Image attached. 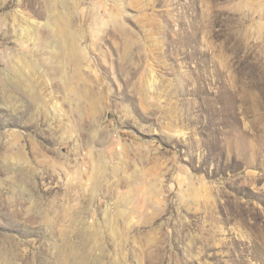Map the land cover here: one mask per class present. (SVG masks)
<instances>
[{"label":"rangeland","instance_id":"rangeland-1","mask_svg":"<svg viewBox=\"0 0 264 264\" xmlns=\"http://www.w3.org/2000/svg\"><path fill=\"white\" fill-rule=\"evenodd\" d=\"M0 264H264V0H0Z\"/></svg>","mask_w":264,"mask_h":264}]
</instances>
